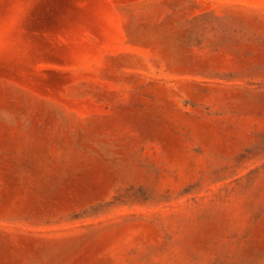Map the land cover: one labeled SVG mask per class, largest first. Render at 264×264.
<instances>
[{"label": "rangeland", "instance_id": "rangeland-1", "mask_svg": "<svg viewBox=\"0 0 264 264\" xmlns=\"http://www.w3.org/2000/svg\"><path fill=\"white\" fill-rule=\"evenodd\" d=\"M0 264H264V0H0Z\"/></svg>", "mask_w": 264, "mask_h": 264}]
</instances>
